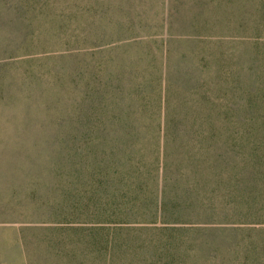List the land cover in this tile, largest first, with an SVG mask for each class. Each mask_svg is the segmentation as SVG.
<instances>
[{"label": "rangeland", "instance_id": "374dc122", "mask_svg": "<svg viewBox=\"0 0 264 264\" xmlns=\"http://www.w3.org/2000/svg\"><path fill=\"white\" fill-rule=\"evenodd\" d=\"M228 3L0 0V264H181L182 183L248 122L215 118L256 36Z\"/></svg>", "mask_w": 264, "mask_h": 264}, {"label": "trees", "instance_id": "16d2710c", "mask_svg": "<svg viewBox=\"0 0 264 264\" xmlns=\"http://www.w3.org/2000/svg\"><path fill=\"white\" fill-rule=\"evenodd\" d=\"M256 4L259 5L251 12L254 24H249L246 12L238 22L234 23V18L229 22L234 23V33L251 30L256 36L250 37L249 64L233 60L228 62L230 69L221 72L220 78L229 86L220 90L226 99L217 105L215 102V118L244 113L248 122L245 129L211 128L214 132L232 133L224 141L227 148L219 147L211 188L197 175L182 183L181 264H264V0H256ZM240 131L256 143L251 156L247 152L236 157L242 162L235 164L225 154L229 147L242 151L234 135ZM205 253L208 258L204 256L202 261Z\"/></svg>", "mask_w": 264, "mask_h": 264}]
</instances>
